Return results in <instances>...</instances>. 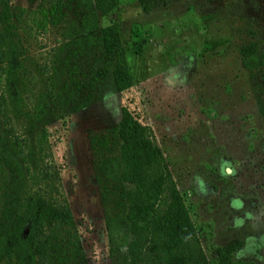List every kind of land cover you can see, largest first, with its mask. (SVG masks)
<instances>
[{
  "label": "trees",
  "instance_id": "16d2710c",
  "mask_svg": "<svg viewBox=\"0 0 264 264\" xmlns=\"http://www.w3.org/2000/svg\"><path fill=\"white\" fill-rule=\"evenodd\" d=\"M135 1L147 14L180 0ZM118 3L0 0V264H88L47 127L133 86L120 27L100 25ZM248 34L237 51L264 117V54ZM88 141L112 263L209 264L152 129L122 108ZM242 245L217 248V264Z\"/></svg>",
  "mask_w": 264,
  "mask_h": 264
},
{
  "label": "rangeland",
  "instance_id": "374dc122",
  "mask_svg": "<svg viewBox=\"0 0 264 264\" xmlns=\"http://www.w3.org/2000/svg\"><path fill=\"white\" fill-rule=\"evenodd\" d=\"M110 24L120 27L133 86L47 127L88 264H113L88 135L115 126L122 108L152 129L209 264L236 239L233 264H264V117L237 51L252 31L264 54V0H180L147 14L119 0L100 19Z\"/></svg>",
  "mask_w": 264,
  "mask_h": 264
}]
</instances>
